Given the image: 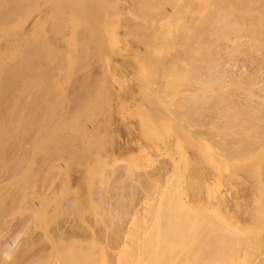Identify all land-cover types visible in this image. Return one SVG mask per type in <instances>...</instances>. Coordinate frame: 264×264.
<instances>
[{"label":"bare ground","instance_id":"1","mask_svg":"<svg viewBox=\"0 0 264 264\" xmlns=\"http://www.w3.org/2000/svg\"><path fill=\"white\" fill-rule=\"evenodd\" d=\"M6 1L7 0H0V111L5 106V105L3 106V102H4V98L7 97V94L6 93L4 94V90L7 91L6 89H8L10 86L8 84L10 83V81L13 80V79L10 80V77H9V79L7 78L9 75L6 77L7 78L6 79L5 74L7 72L4 73V71H6V70H4V68H5L4 64L7 65V60H8L7 59L6 62L4 60V52H5V39L4 38L6 36L5 35V33H6L5 25L7 26L6 21L8 20L5 18V8L11 9L12 5L13 6L17 5L16 4L17 1H15V3H14L15 5H14L13 4L14 0H12V5H10L9 8H7V7L9 6V4L11 2L8 3V6H5V4H7ZM149 1H150L149 3L155 4V0H154V3L151 0H149ZM162 1H166V0H162ZM182 1H186V0L180 1V5H179L180 8L181 7L184 8V6H182V5L185 2L183 3ZM19 4H20V2H19ZM185 4L184 5H185L186 9L184 8L185 10H183V12L184 13H185V11L189 12L188 13V14H190L189 18H186L187 21L189 20V22L185 21L186 19L183 17L185 22L182 21L181 25L179 23H177L180 26L172 25L175 27V32H174V30L171 31V29H170L171 33L174 32L173 33L174 35L171 34L172 36L167 35L168 33L165 31V29H167L169 27V25L166 26L163 24V26H166L165 28H163V26L160 27L161 25H159V27L161 29L162 28L163 29L161 30L159 28L160 30L158 32L156 31L157 33H152L154 35H152L151 33H150L151 34L150 35L148 33L151 38L149 37V39H148V35H147L146 38H147L148 42L146 43V47H144V49H143L144 51H142L144 54L145 53H148V54L153 53L152 55L155 54V56H156V54H157V53H155L156 50H155V48L153 49L154 45H157V48L160 49V47H159L160 44L159 43L155 44V41L157 39L159 40L158 42H161L160 41V39H161L162 40L161 43L165 42L167 48H169V46H170V47H173V50H174V53H173V51H170V52H172V54H170L168 52L164 53V51H162L164 48H161L162 56H158V58L163 57V56L165 58L163 57V60L159 61V63L162 64V66L161 65L159 66L161 68L158 67L160 69L159 70L160 71V74H159L160 77L157 74L155 76V77H159L158 78L160 81L159 87H158V83H157V86H155V85L154 86L157 87V89L160 88V91L158 90V92L164 91V93L156 94L157 89L154 90L155 89L154 88L153 89L154 93H153L152 98L150 96V98L147 100V103H146V104H148L147 109L150 112V114L147 115V113H145L147 115L145 117H147L146 119H148V116H149L150 120L148 119L149 122H146V126H148L146 129L147 131L145 133L146 136H145V134L143 135L147 138L149 144L156 146L160 150L161 153H164L166 155L165 158L162 159V157H161L160 159H162V160H158L159 162H157V163H159V164L156 165V167L152 171L149 170V172H147V170H146L145 172H143V174H140V175H138V173H139L138 172L136 174L137 175L136 176L134 174H135V171H137V170L134 171V169H133V171H134L133 175L135 178L134 177L131 178V176L128 174L127 168H129V165L127 163L117 164V165H119L117 167L119 168V170H121V171H119V173L123 172L122 170H126V172L124 174H125V176H127V174H128L127 178L128 179L130 178V179L129 180L126 179V180H128L127 181L128 185L126 183H124L125 179H124V182H120L118 184L116 183L115 185L113 183V185H114L113 194H114L115 201L113 200L114 204H113V206H111L112 208L109 209V212H111L110 213L111 214L110 215V217H111L110 218L111 219L110 224L112 225L111 226L112 229L110 231V234L108 236L106 235L107 237L105 238V240L103 239L104 242H103V240H102V242H99L98 238H99V240L102 238V237L100 238V236L102 235V232L104 230L103 226H106V225H104V223L106 222V219H104L105 222H102L103 225L100 224L101 221H103L102 220L103 218L101 219V217L98 214H94V216L92 217L94 226L91 224L92 227H90V228L88 227L89 225L87 226V225L83 224L82 221L80 223V220H79V222H76L77 221L76 220L75 223H72V221L75 220V219H72L73 217L70 218V219H72V221L70 220L71 222H69V225H67V228L64 230L62 229V226L59 225V222H54L53 228L51 230V234L47 235L50 242H52V244H49V245H51L50 254H48V257H47V255L45 256V254H43V255L38 254L33 259V261H30L26 264H254L253 263L254 260L252 258L254 257L253 255H255L254 253H257L254 251H258L255 249L256 248L259 249V246L264 244L263 234H261V233H259L260 235L256 234L255 237L253 236L254 238L252 237V239H250L251 234L249 235V233H251V232L247 233L245 231L247 228L249 229V227L246 226L244 229L242 228L243 225H241V224H243L244 221L241 224H234L232 226H229L227 224V222L225 224V220L227 218L226 216H225L226 218H224L220 214L218 215V214H215L216 212H212L211 206H210L211 203L203 204V202L201 200H199L201 196L187 194L186 189L188 188V186L186 185L187 186V188H186L184 186V183H182L181 178H182V171L183 170L181 171L179 169L178 164L180 162L181 163L182 162L183 163L190 162V163H196V164L211 163V164H215V166H216V164H218V166H220L219 165L220 163H224V164L226 163L227 164L228 162L229 163L230 162L231 163H240L241 162V163H244L245 166H249L251 164H258V163L264 161V0H189V2L187 1ZM156 5H157V3H156ZM188 5H190L189 8H187ZM149 7L150 8L156 7L157 8V6H155V5H153L152 7L150 5ZM161 8H162V6H161ZM17 9H20V7ZM154 9H152V10L150 9V10L154 11ZM187 9H189V10H187ZM13 10H16V9H13ZM150 10H148V11L151 12ZM16 11L19 12V10H16ZM181 11H182V9H181ZM7 12H9V11H7ZM13 13H12V11L10 12L11 16ZM168 13H169V11H168ZM17 14H19V13H17ZM17 14L15 16H17ZM9 15H7V16L9 17ZM155 16H156V14H155ZM172 16L169 17L170 18V19H168L169 22H166V24H169L173 20L172 18L174 16L173 17ZM12 17H11V20H12ZM186 17H187V15H186ZM14 18H16V17H14ZM152 18H153V16H152ZM183 18H180V19L183 20ZM75 19H77V18H75ZM180 19L178 20L175 18V20H173L172 22H174V21L175 22L176 21L181 22ZM16 20L17 19H15V21ZM17 21H19V19ZM152 21L150 19V22H152ZM147 22H148V19H147ZM150 22H148V23H150ZM7 23H8V21H7ZM16 23L17 22H15V24ZM135 26H137V25H135ZM154 26H155V24H154ZM18 27H19V24H18ZM135 28H137V27H135ZM10 29L8 31H10ZM12 30H13V28H12ZM149 30H150V28L147 30V32ZM8 31H7V33H8ZM153 31H155V29ZM160 31H161V34L159 33ZM17 32H18V30H17ZM13 34H14V32H13ZM13 34H11V35H13ZM15 34L17 35L16 32H15ZM7 35H9V34H7ZM163 40H164V42H163ZM149 44L151 47H149ZM150 48H152L153 50H151ZM166 50L167 49H165V51ZM136 51H138V50H136ZM254 52L256 55L258 54V52H260L261 53V55H259L260 57H256L254 55ZM163 53H164V55H163ZM237 53H240V54L242 53L243 55L239 54L240 56H237ZM133 54H134V52H133ZM136 55H139V53ZM150 56L151 55H148V57H150ZM140 57L143 59L142 55ZM238 57L239 58L242 57V60H239ZM152 58H154V57H152ZM158 58H156V59L158 60ZM135 59H136V61L140 62V59L139 60L137 58H135ZM147 59L149 61V58H147ZM160 59H162V58H160ZM25 60H27V59H25ZM144 60H145V58H144ZM145 61H147V60H145ZM244 61H248L249 63L251 62L250 63L251 65L250 64L247 65L248 62H247V64H245ZM142 62H144V61L142 60ZM18 63H17V65H18ZM14 64H16V63L14 62L13 64H11V66ZM21 64H23L22 61H21ZM21 64L18 66L16 65L17 68L18 67L21 68ZM27 64H28V62H27ZM137 64H138V66H140V64L142 65L141 62L137 63ZM143 64H145V63H143ZM148 65H150V64H148ZM145 66L147 67V65H145ZM145 66L143 68H145ZM25 67H27V66H25ZM150 67L154 68V64L151 63ZM150 67H148L149 69L147 68L148 72H145V70H144L145 74L144 73L143 74L145 75V79H148L149 74L151 76L150 72H152V70L155 71V69H153V68L151 69V71H149ZM7 68H10V66H7ZM132 68H133L134 78L135 77L138 78V68L133 67V66H132ZM24 69L25 68L23 66V70ZM33 69L35 70L36 68L34 67ZM15 70H18L17 74H19V72L20 73L23 72L19 68L13 69L12 72L14 74L16 73ZM116 70H117V68H116ZM159 71L156 70L151 77H154L155 73L156 72L158 73ZM42 72H45V71H42ZM47 72H50V71H47ZM13 73L11 74L12 76H13ZM146 73H149L148 77L146 76ZM39 74H41V73H39ZM48 75L49 76H46V74H45L44 77L46 76V78L48 77L51 80L53 75L52 74H48ZM50 75H52V76H50ZM23 76H24V74L22 75V78H23ZM28 76H30V75H28ZM32 76L34 77L37 75H33V73H32ZM15 77H17V75ZM44 77L42 75V79ZM46 78H45V80H46ZM84 78H86V76ZM5 79L7 80V83H8L6 85L7 87H5L6 89L4 88L5 83H6ZM42 79H41V82L43 81ZM156 79L157 78H155V80ZM8 80H10V81L8 82ZM21 80H19V81H21ZM80 80L83 81V79H80ZM35 81H33V86L34 85L37 86L36 83L34 84ZM47 81H48V83L50 82L49 80H47ZM86 81H87V79H86ZM146 81L147 80H145L144 83H148V81H149V84H150V82H151L149 79L147 82ZM41 82H38V83H41ZM51 82H52V80H51ZM72 82H73V84L75 83L74 80ZM20 83L22 84V82H20ZM77 83L79 85L80 81ZM83 83L84 84L81 83L82 85H79V88H80V86L83 87L85 85V82H83ZM41 84H42L41 86H39V84H38V86L42 90V88H44V87H42L44 84L43 83H41ZM45 84H47V83H45ZM137 84H138V82H137ZM23 85H24V83H23ZM139 85H140V83H139ZM140 86L143 87V85H140ZM145 86H146V84H145ZM16 87L18 89L19 86H16ZM20 87H21V85H20ZM39 87H38V90H39ZM149 87H151V86L149 85L147 88H149ZM152 87H153V85H152ZM12 88H13V86H11V89ZM34 88H35V86H34ZM85 88H87V86ZM143 88H145V87H143ZM48 89H50V88H47L46 92ZM80 89H82V88H80ZM83 89H84V87H83ZM138 89H139V87H138ZM21 90L26 91V89H23V88H21ZM35 90H32V91H35ZM86 90L87 89H85V91H83V92H86ZM176 90L179 91V92L177 91L179 94L177 93L178 96L175 98V100H172V99H174L172 97V95L174 92H176ZM9 91H11V90H9ZM147 91H146V93H147ZM33 93H35V92H33ZM43 93L45 94V92H43ZM48 93H50V92L48 91ZM48 93H47V95H48L47 100L49 99ZM21 94H23L22 91H21ZM28 94H29V92H28ZM74 94L75 93H73V95L72 94L71 95L74 96ZM151 94L152 93H150V95ZM158 95L159 96L161 95L160 97H162V100L159 99ZM44 96H43V98H44ZM141 96H142V98H144L146 95L142 94ZM174 96H175V93H174ZM18 97H20L19 94H18ZM26 97L28 99L29 95H27ZM26 97L24 96V99ZM36 97H38V96L36 95ZM53 97L52 98L50 97V99H51V101L55 102V104L53 106L56 107L57 101H55V98L53 100ZM78 97H79V95H78ZM11 98H14V97L11 96ZM40 98H41V96L39 97V99ZM68 98H69V96H68ZM68 98H66V99H68ZM142 98H141V100H142ZM8 99L10 100V98H8ZM19 99H23V97L18 98V102L16 101V104L18 103V105H20V102H21V101L19 102ZM29 99H30V97H29ZM61 99H63V98H61ZM66 99L65 100L63 99L64 103H66L65 102ZM79 99L80 98L75 100V98L73 97V100L76 103L80 102L81 99L80 100ZM56 100H58V99H56ZM69 100H70V98H69ZM73 100H71V101L73 102ZM68 101H67V103L69 104L70 102H68ZM111 101H112V99H111ZM138 101H139V98H137V96L133 97V102L138 104V105H136V107L140 106ZM50 102H48V103H50ZM72 102L70 105H73ZM7 103H11V102L8 101ZM59 103H61V100ZM59 103H57V104H59ZM40 105H42V104L40 103ZM40 105L38 104V106H40ZM8 106H10V105H8ZM21 106H24V105L22 104ZM32 107H30V109ZM47 107H48V105H47ZM54 107H53V109H55ZM38 108H41V107H38ZM57 108H60V106L59 107L57 106ZM4 109L5 108H3V110ZM6 109H7V107H6ZM16 110H17V107H16ZM16 110L14 111L15 115L18 114V112H16ZM19 110L20 109L18 108L17 111H19ZM138 110H140V109H138ZM24 111H26V108ZM38 111H39V109H38ZM56 111H57V109H56ZM10 113L8 115L7 114L6 115L9 117ZM24 113L25 112H22L21 115H23ZM131 113H132V111H131ZM33 114H34V112H33ZM37 114L38 113H36V115ZM45 114H47V116L49 117V115L53 114V112H51L49 114L48 113H45ZM3 115L4 114L2 113V116ZM21 115H20V117H21ZM31 116H32V114H31ZM42 116H43L42 119L43 118L45 119L47 117L45 115H42ZM63 116L64 115H62V117ZM83 116H85V115H83ZM4 117H6V116H4ZM26 117H28V116H26ZM39 117H37V118L39 119ZM134 117L135 116H133V118ZM15 118H16V116H15ZM51 118H52V116H51ZM64 118H67L66 115L64 116ZM4 119L2 117H0V176H1V171L4 168L6 169L7 167H9V164L7 163L9 161V159L7 161L6 159L8 157H6V155H5L6 145H5V143H3V141H5V139H6L5 136L7 137V135H8V134L7 135H5V134L12 131V130L10 131L9 127H5L7 125L4 124ZM42 119L40 120L41 123L42 122L43 123L48 122V121L44 122V121H42ZM148 120H146V121H148ZM5 121H6L5 123L8 122L7 119ZM131 121H133V120H131ZM10 122H12V121H9L7 123V124H9V126H11ZM24 122L26 123V121H24ZM53 122H55V121H53ZM92 122H94V120ZM15 123L17 125L16 121H15ZM15 123H13L12 125H14ZM41 123H39V125ZM51 125H52V123H51ZM18 126H19V124H18ZM48 126H46V128H48ZM40 127H41V125H40ZM134 127H135V125H134ZM6 128H9V130ZM38 128H39V126H38ZM144 131L142 132V134L144 133ZM20 132H21V130H20ZM135 132H137V130H135ZM66 133H67V131H66ZM2 134H4L5 136H3ZM95 135H97V134L95 133ZM15 137H16V135H15ZM136 139H137V137H136ZM36 140H38V139H36ZM136 143H137V141H136ZM132 144H133V142H132ZM140 144H141V141H140ZM16 147H17V145H16ZM18 147H19V144H18ZM189 147L192 148L191 151H189L187 149ZM12 148H13V146H12ZM18 149H20V147ZM144 149H145V147H144ZM144 149H143V151H144ZM9 150L11 151V149H9ZM15 150L17 152V149H15ZM20 151L22 152L23 150H20ZM20 151H19V153H20L19 155L21 156L22 154ZM12 152H14V151H12ZM145 155H146V153H145ZM154 155H155V153H154ZM14 156L12 158L14 160V162H13L14 165H18L21 163V161H23V159L19 158L18 156H16L17 158L14 159ZM27 156H29V155H27ZM149 157L150 156L148 154V159H149ZM9 158H11V156ZM133 158H134V156H132V159ZM144 160H145V158H144ZM149 160H151V159H149ZM30 162H32V161H28V163H27V167H29V168H31V166L34 165L33 163H30ZM33 162H35V161L33 160ZM148 162L150 163V161H148ZM59 163L60 162L47 164L46 166L52 167L51 170H54L55 173H57V170L54 168L56 166H57V168L59 166L61 167V164H59ZM31 164H33V165H31ZM64 164H62V165H64V167L67 168L66 171L69 168H71L70 166L69 167L66 166L67 163H64ZM36 165L42 167L44 164L38 163ZM227 166L228 165H226V167ZM263 166H264V164L262 163L261 164V171H260L261 173L264 172V171H262ZM226 167H224V168L228 169ZM11 168H9L7 170H3V171H5V172H7V174H9V172H11ZM44 168H42L41 171H43ZM246 168H247L248 174H250V173L254 174L257 177V179L261 178V180L259 179L261 182H259V180L257 181L256 192H259L258 194L263 195L264 194V173H263V175L261 174L262 175L261 176L258 172L253 173V172H251V169H249L248 167H246ZM15 170H17V169H15ZM114 170H113V172H114ZM133 171H132V173H133ZM35 173H36V171H35ZM65 173L66 172L64 171V173L61 175L57 174L56 180L59 183V185L62 184L61 187H63L64 182H67V184H69V186L71 187L72 184H70V183H73L74 181L71 182L72 179H70V178L68 179V175ZM220 173H221L220 170L216 169L215 172H213V175H216L217 178H219ZM227 173H228V171H227ZM229 173H231V171ZM109 174H110V172H109ZM122 174L123 173H121L119 175L120 177L118 176L119 179L118 178L116 179V180H118L117 182H119V180L122 179V177H123V176H121ZM206 174H205V176H206ZM209 174H210V172H209ZM221 174L223 175V173H221ZM48 175L49 174L46 173L47 178H48ZM10 176L11 175H9V177ZM183 176H184V174H183ZM14 177L15 176H13V177L11 176L10 178H14ZM24 177H25V175H24ZM36 177H38V176H36ZM54 177H55V175H54ZM78 177H79V175H78ZM94 177H96V176H94ZM200 177H201V175H200ZM26 178H27V176H26ZM41 178H42V176L40 177V179ZM103 178H105V177H103ZM112 178H113V176H112ZM159 178H161V179H159ZM210 178H212V177H210ZM11 180H13V181H11V183L14 182V184L11 185L12 187L10 188L11 189L10 194H13L12 192L16 191L15 188L17 186H15V182L16 181L18 182V178H14ZM20 180H23V176L20 178ZM20 180H19V182H20ZM42 180H44V179H42ZM60 180L62 181V183ZM110 180H112V182H113V179L110 178ZM151 180H153V181H151ZM160 180L162 181V184H161ZM68 181H70V183H68ZM154 181H156V183ZM157 181H159L160 184H158ZM245 181H246V179L244 180V182ZM149 182H151V183L154 182L155 185L152 183L153 185H151V187H150V185H149V187H147ZM220 182L222 183V181H220ZM262 182H263V184H262ZM48 184H49V186L47 184L44 185L43 190L42 189L36 190L33 186L32 189H34V190L32 191V193L35 196V197H33V199H36V196L42 193V195L39 196V198H40L39 202H42L45 199L43 195L46 194V193L45 194H43V193L46 192L45 190L47 188H49V189L53 188L56 185V181H54V179H53ZM113 185L112 186L110 185V186L113 187ZM104 186H106V185H104ZM225 187H226V185H225ZM241 188H242V186H241ZM139 189H141V191H142L141 194H143V202H142L143 204L142 203L141 204L144 205V211H142L143 208L141 209L137 206L139 209H141V211L143 213H141L140 215H136L133 212L134 214L133 215L131 214V216L128 218L130 220L127 221L126 220L127 218L126 219L124 218V216L126 217V214L128 212V208H129V204H127V202L129 200L134 201L137 198V196L139 195L138 194ZM23 190L25 191V188H23ZM38 190H39V193H38ZM56 190L57 189H55V191ZM73 190H75L76 194L74 196H65V198H63L64 200H63L62 204H60V205L58 203H56L57 205L52 206L48 209H47L48 206H45L43 208L44 210L40 209L42 207V205H40V204L35 205V207L33 208V210L35 212H33V214L37 213L38 211H42V210H43L42 211L43 216H45V215L50 216V215H53V213L58 214V212H61L60 214H62V213L64 214V213H68V211H71L72 210L71 208H73L72 212L74 211V209H75V212L76 211L81 212L83 209L82 206H84L82 204H86V203H88V201L86 200V196L84 194H82V193H84V191L82 192L79 188H74ZM77 191L82 192V193H77ZM103 191L104 190L96 184L89 189V195H90V198L92 199L91 200L92 205H93L95 211H97V212H98L99 206L100 207H101V205H102V207L104 206L103 204H104V201L106 198L103 195ZM35 192H37L38 194ZM59 194H60V191L58 194L55 193L53 196L48 195L47 198L45 199V201L47 199H49L50 197L53 198L54 196H56V199H57L59 197ZM106 195H108V194H106ZM41 196H43V197H41ZM224 196L226 197V195H224ZM140 197H141V195H140ZM262 198L263 197H261V199ZM107 199L109 200V197H107ZM83 201H85V203ZM260 201H262V200H260ZM101 202H103V204H101ZM110 202H111V200H110ZM134 202H132V203L134 204ZM224 202H226V201H224ZM237 202L240 203L239 201H237ZM138 204H139V202H138ZM218 204H219V202H218ZM216 205H217V203H216ZM230 205L232 206L231 203H230ZM36 206H38V207H36ZM247 206H249V205H247ZM85 207H86V205H85ZM131 207H132V205H131ZM216 207L218 209V206H216ZM243 207H244V205H243ZM103 208H102V212H104ZM260 208H263V206H261ZM56 209H58V210L56 211ZM68 209H70V210H68ZM135 209L137 210V208H135ZM110 210H112V211H110ZM221 210H223V209H221ZM226 210H228V209H226ZM138 211L140 213V210H138ZM230 211H232V208L230 209ZM100 212H99V214L102 213V212L101 213ZM224 213H225V211H224ZM232 213H233V215L235 214V212H232ZM248 213H249V211H248ZM221 214H222V212H221ZM108 215H109V213H108ZM246 215H247V213H246ZM249 217H251V216H249ZM67 218H68V215H67ZM123 218L125 219V221H127L126 223L123 222ZM228 218H230V217H228ZM245 218H246V216H245ZM25 219H26V217H25ZM231 219H232V217H231ZM233 219H234V216H233ZM259 219H261V218H259ZM23 220L19 219V223L24 222V224H23V227H24L25 222L27 220H25V221H23ZM86 220L89 221V219H86ZM261 222H262V220H261ZM235 223H236V221H235ZM27 224H26V226H27ZM99 224H100V226H99ZM251 224L253 225V223H251ZM255 225L257 228V224H255ZM19 226L21 227L22 225L20 224ZM259 226L260 225H258V227ZM107 227H108V225H107ZM253 228H254V232H255L256 228L255 227H253ZM263 228H264V226H263ZM258 229H260V232H261L262 227L261 228L259 227ZM262 233H264V230ZM27 234L29 235V233H27ZM105 234H103L102 236H104ZM14 236L15 235H12L8 239H5V241L2 240V243H0V258L3 259L5 264H6V262H9L10 264H18L20 262V260L23 258V256L27 253L28 249L32 245L36 246L37 243L43 241L44 238L45 239L47 238L44 236V237H42L43 240H41L42 238L40 236V238L38 240L37 239L38 237H35L36 235L35 236L33 235L35 238L31 235V236L27 237L25 240H23L22 242L16 243V239ZM247 236H249V237H247ZM48 239L46 242L49 243ZM262 242H263V244H262ZM41 243L39 245L44 244V243L43 244H41ZM48 243H45V244H47V246H48ZM102 243H104V244H102ZM45 244H44V246H45ZM105 244L106 245L109 244V247H110V245H113L112 247H116L118 245L119 248L118 247H117L118 249L116 248L117 249L116 252L113 251L114 254L116 255V257L115 256L110 257V254H113V252L108 251V253H109L108 254L106 248H109V247L105 248L103 246ZM41 248H43V247H41ZM43 250L45 252L47 251L45 247ZM49 250L50 249L48 247V251ZM262 250L263 249L260 248V250L258 252H262ZM101 254H102V257H100ZM257 256H259V254L256 255V258H257ZM225 261H226V263H225ZM254 262H257V264H264V262H261V261L259 262V260L254 261Z\"/></svg>","mask_w":264,"mask_h":264},{"label":"rangeland","instance_id":"2","mask_svg":"<svg viewBox=\"0 0 264 264\" xmlns=\"http://www.w3.org/2000/svg\"><path fill=\"white\" fill-rule=\"evenodd\" d=\"M15 1H17L16 2L17 5L14 4ZM151 1L154 3V0H151ZM180 1L181 0H166V1L155 0V4H152V3H149L150 2L149 0H71V1L70 0H14L13 4L15 6L12 5V0L6 1L7 4H5V6H8V3L11 2L7 8H9L10 5H12V6H11V9L5 8V18L8 19L7 20L8 23L6 21L7 26L5 25V29H6V33H7V31L11 28L10 29L11 32L8 31L7 34H9V35H7L6 33H5L6 36L4 35L5 36V38H4L5 39V52H4L5 62L8 59L7 65L4 64V66H5L4 70H6V71H4V73L7 72L5 74V78L9 75L7 78L9 79V77H10V80L13 79L15 82L13 80L12 81L8 80V82L10 81V83H11V84L10 83L8 84L7 80H6L7 78L5 79L6 83H5L4 88L7 87L6 86L7 84L10 86L8 89L5 88L7 91L4 90V94L5 93L7 94V97L4 96L6 99L4 98V102H3V106L5 105L3 108H5V109L3 110V108H2V110L0 111V117H2L3 119L5 118L4 124L7 125L5 127H9L10 131L12 130L11 132H9L10 134L9 133L5 134V135L8 134L7 137L4 134H2L6 138L5 141H3V143H5V145H6V148L4 147L6 149L5 155H6V157H8L6 160L8 161V159H9V161L7 162L9 164V167H7L6 169L4 168L3 170H7L11 167L12 168H11V172H9V174H7V172L2 170L1 176H0V243H2V240L5 241V239H8L12 235H15L14 237L16 239V243L22 242L23 240H25L27 237H29L31 235L32 236L36 235L35 237H38L37 239L39 240L40 236L42 238L44 236L47 237L48 234H51V230L53 228L54 222H59V225H61L62 229L64 230L67 228V225H69V222H71L72 219H75L72 221V223H75L76 220H77L76 222H79V220H80V223L82 221L83 224H85L87 226L89 225L88 227L90 228V227H92V225L94 226L93 219H92L94 214H98L101 217V219L103 218L102 219L103 221H101L100 224H102V222H105L104 219H106V222H107V223L105 222L106 224L104 223V225H106V226H103L104 230L102 229L103 230L102 235L105 233L106 234L104 236L101 235L100 238L101 237L102 238L100 240L98 238V241L102 242V240L103 239L105 240V238L110 234V231L112 229V227H111L112 225L110 224L111 223L110 222V220H111L110 219L111 218L110 213L111 212H109V209H111L112 208L111 206H113V204H114L113 200L115 201L114 194H113L114 185L116 183L118 184L120 182H124V179H125L124 183L127 184V181L130 179V178L129 179L127 178L128 174L131 176V178H133L134 175H136L138 172H139L138 175H140V174H143V172H145L146 170H147V172H149V170L150 171L154 170L156 165L159 164V163H157V162H159L158 160H162L166 156L164 153H161L160 150L156 146L148 143V140L145 137L146 136L145 133H146V131H147L146 129L148 127V126H146V122H149L150 118L148 116V119H149L148 120V119H146L147 117H145V116L150 114V112L147 109V106H148V104H146L147 100L150 98V96L152 98L154 90L157 89V87H155V86H157V83H158V87H159V83H160L158 78L160 77V75H159L160 69L159 68H161V67H159V66L160 65L162 66V64H160L159 61H162L163 57H164L163 56V57L158 58V56H162L161 48H164L162 50V51H164V53L168 52L170 54H172V52H170V51H173V53H174V50H173V47H170V46H169L170 49L167 48L164 40H163L164 43H161L162 40L160 39L161 42H158L159 40L157 39L156 40L157 42L155 41V44L159 43L160 49L157 48V45L153 44L154 45L153 49L155 48V50H156L155 53H157L156 56H155V54L152 55L153 53L152 54H150V53L144 54L142 51H144L143 49H144V47H146V43L148 42L147 38H146L147 35H148V39H149V37H150L149 34L150 33L151 34L157 33L161 29L160 27H162L163 24L166 26L169 25V27L167 29H165V31L168 33L167 35H171V34L174 35L173 34L175 32L174 26L175 25L180 26L182 21L183 22L187 21L186 18H189L190 14H188L189 12H186V11L184 13L183 10L186 9L185 3L187 1L189 2V0L182 1L183 3L185 2L184 3L185 5L184 4L182 5V6H184L185 9L183 7H181V8L179 7ZM19 2H20V4H19ZM148 3L151 5V7L153 5H155V6H157V8L156 7H154L155 9L150 8L149 7L150 5ZM156 3H157V5H156ZM161 6H162V8H161ZM189 6L190 5H188L187 8H189ZM19 7H20V9H17ZM12 8L19 10V12L16 10H13ZM149 8L151 10L154 9V11H151ZM181 9H182V11H181ZM148 10H150L151 12H149ZM187 10H189V9H187ZM7 11H9V12H7ZM11 11H12V13L14 12L12 14L13 17L10 14ZM168 11H169V13H168ZM17 13H19V14H17ZM16 14H17V16H15ZM155 14H156V16H155ZM7 15H9V17ZM169 15L174 16V17L172 16L173 18L171 17L173 20H175V18L179 20L180 18H183V17L186 20L184 21V18H183V20L180 19L181 22H178V21L172 22L173 20L172 21L170 20L172 23L170 22L171 24L170 23L166 24V22H169L168 21V19H170ZM186 15H187V17H186ZM152 16H153V18H152ZM11 17H12V20H11ZM14 17H16V18H14ZM75 18H77V19H75ZM15 19H17V20L19 19V21H17V20L15 21ZM147 19H148V22H150V19H151V21L153 20L152 21L153 23L152 22L148 23ZM15 22H17V23L19 22L18 23L19 27H18L17 23L15 24ZM187 22H189V20ZM177 23H179L180 25ZM154 24H155V26H154ZM135 25H137V26H135ZM159 25H161V26L159 27ZM172 25H174V26H172ZM151 26L152 27L154 26V27L152 28ZM166 26H163V28H165ZM135 27H137V28H135ZM12 28H13V30H12ZM149 28H150V30L152 29L151 30L152 32L150 30H149L150 32L149 31L147 32V30ZM154 29H155V31H153ZM170 29H171V31L174 30V32L171 33ZM17 30H18V32H17ZM13 32H14V34L16 32L17 35L15 34L16 35L15 36L13 34ZM10 33L13 34L14 36L11 35ZM159 33L161 34V31ZM152 35H154V34H152ZM149 47H151L150 44H149ZM150 49L153 50L152 48H150ZM165 49H167V50L165 51ZM136 50H138V51H136ZM133 52H134V54H133ZM135 53L136 54L139 53V55H136ZM164 53H163V55H164ZM147 54L151 55V56L148 57ZM239 54L240 53H237V56L243 55L242 53L240 55ZM141 55H142L143 59L140 57ZM254 55L256 57H260L259 55H261V53L258 52V54L256 55L254 52ZM152 57H154V58H152ZM242 57L241 58L238 57V59L242 60ZM135 58H137L138 60L140 59V62L142 63V65L140 64V66H138L137 63H140V62L136 61ZM144 58L147 61H145ZM147 58H149V61ZM156 58H158V60ZM160 58H162V59H160ZM25 59H27V60H25ZM142 60L144 62H142ZM21 61L23 64H21ZM14 62L16 64L11 66V64H13ZM27 62H28V64H27ZM247 62L248 61H244L245 64H247ZM17 63H18V65L21 64V68L20 67H18V68L24 72V73L19 72L20 75L17 74L18 70H15L16 71L15 74L12 72L13 69H18ZM143 63H145V64H143ZM151 63L154 64V68L150 67ZM250 63L248 62L247 65H249ZM148 64H150V65H148ZM22 65L24 66V68L26 70L25 69L23 70ZM145 65H147V67ZM7 66H10V68H7ZM25 66H27V67H25ZM132 66L138 68V78H136V77L134 78ZM144 66H145V68H143ZM34 67L36 68L35 70L33 69ZM148 67H150L149 71H151L152 68L155 69V71L156 70L159 71L158 73L157 72L155 73L154 77H151L155 72L154 70H152L153 73L150 72L151 76L149 73H146L147 77L149 74L148 79L151 81L150 84H149L148 79H145V75H144L145 74L144 70H145V72H148V69H149ZM116 68H117V70H116ZM39 69L40 70L42 69V70L40 71ZM42 71H45V72H42ZM47 71H50L51 73L47 72ZM38 72L41 73L43 75V77L45 74H46V76H49L48 74H52L53 76L50 75L53 78V79L51 78L52 82L48 77L46 78V76L42 79V75L39 74ZM12 73H13V76L11 75ZM32 73H33V75H37V76L33 77ZM23 74H24V76L22 78ZM156 74L159 75V77H155ZM16 75H17V77H15ZM28 75H30V76H28ZM85 76H86V78H84ZM17 78L19 80H21V79L22 80L19 81ZM40 78L43 81L46 78V80H45L46 82L45 81L41 82ZM155 78H157L156 79L157 81L155 80ZM80 79H83V81H81ZM86 79H87V81H86ZM47 80H49L50 82L48 83ZM71 80L72 81L74 80L75 83L73 84V82ZM145 80H147L148 83H144ZM33 81H35L34 84L35 83L37 84V86L34 85L35 88L33 86ZM79 81H80L79 85H82V84H84L83 82H85V85L83 86L84 89L82 86H80V88H82L83 90L79 88V85L77 83ZM20 82H22V84ZM38 82H41L44 84L42 86V87H44V88H42V90L39 87L42 84L38 83ZM137 82H138V84H137ZM14 83L15 84L17 83V84L15 85ZM23 83H24V85H23ZM45 83H47V84H45ZM139 83H140V85H143V87H145V88L141 87L139 85ZM38 84H39V86H38ZM145 84H146V86H145ZM20 85H21V87H20ZM149 85L151 87L147 88ZM152 85H153V87H152ZM11 86H13L12 89H11ZM16 86H19L18 89ZM86 86H87V88H85ZM137 86L139 87V89ZM38 87H39V90H38ZM46 87L50 88L47 90V92H46V89H47ZM21 88L26 89V91L21 90ZM31 89L32 90L36 89V90L32 91ZM85 89H87L86 92H83V91H85ZM9 90H11V91H9ZM158 90L160 91V88L157 89L156 94L164 93V91L158 92ZM21 91L24 95L21 94ZM48 91L50 93H48ZM146 91H147V93H146ZM177 91L178 90H176V92H174L175 96L173 93L172 97L174 99H172V100H175V98L178 96L177 93L179 91L178 92ZM28 92H29V94H28ZM33 92H35V93L37 92L38 94L37 93L35 94ZM43 92H45L46 95ZM72 92L75 93L74 96H72L73 95ZM47 93L49 94L48 100H47V97H48ZM150 93H152V94L150 95ZM18 94L20 97H18ZM142 94L143 95L145 94L146 96L144 98H142V96H141ZM27 95H29L30 99H29V97L27 99V97H26ZM36 95L38 97H36ZM67 95L69 96L70 100H69ZM78 95H79V97H78ZM11 96L14 98H11ZM24 96L26 97L25 99H24ZM40 96H41V98L39 99ZM43 96H44V98H43ZM135 96H137V98H139V101H138V103L140 105L139 107L138 106L136 107V105H138V104L133 102V97H135ZM160 96H159V99L162 100V97H160ZM22 97H23V99H19V102L21 101L20 105H18V103L16 104V101L18 102V98H22ZM50 97L51 98L53 97V100L55 98V101H57L56 105L58 107L60 106V108H57V106L56 107L53 106L55 104V102L51 101ZM73 97L75 98V100L80 98L81 99V100L79 99L80 102L76 103L73 100ZM8 98H10V100ZM61 98H63L64 100L66 98H68V99H66L65 102L67 103V101L69 100L68 102H70V103L69 104L67 103L68 104L67 105L66 103H64L63 99H61ZM141 98H142V100H141ZM56 99H58V100H56ZM111 99H112V101H111ZM60 100H61L62 104L59 103ZM71 100H73V102ZM8 101L11 103H7ZM48 102H50V103H48ZM71 102L73 105H70ZM6 103L10 106H8ZM40 103L43 106L40 105ZM57 103H59V104H57ZM22 104L24 106H21ZM38 104L40 106H38ZM47 105H48V107H47ZM52 106L55 109H53ZM6 107L11 113L6 109ZM16 107H17V110L19 108L21 111L20 110L17 111ZM24 107L26 108V111H24L25 110ZM30 107H32V108L30 109ZM38 107H41V108H38ZM38 109H39V111H38ZM56 109H57V111H56ZM138 109H140V110H138ZM15 110H16V112H18L17 115L14 114ZM131 111H132V113H131ZM22 112H25V113L23 115H21ZM33 112H34V114H33ZM51 112H53V114L49 115L50 118L52 116V118L50 119L47 116V114H45V113L49 114ZM2 113L4 114L3 116H2ZM9 113H10V115H9L10 118L7 116ZM36 113H38V114L36 115ZM145 113H147V115ZM19 114L21 115V117ZM31 114H32V116H31ZM82 114L85 116H83ZM14 115L16 116V118ZM42 115H45L48 118L46 117L45 118L46 120L44 118L42 119V117H43ZM62 115H64V116L66 115V117L68 119L64 118V116L62 117ZM4 116H6V117H4ZM26 116H28V117H26ZM133 116H135V117L133 118ZM37 117H39V119ZM6 119L8 120V122L12 121V122H10L11 126H9V124H7L8 122L5 123ZM41 119L44 122L48 121L47 122L48 124L43 123V122L41 123L40 122ZM93 120H94V122H92ZM131 120H133V121H131ZM146 120H148V121H146ZM15 121L17 122V125H16ZM24 121H26V123ZM53 121H55V122H53ZM38 122L41 123L40 124L41 127H40ZM13 123H15V124L12 125ZM51 123H52V125H51ZM18 124H19V126H18ZM134 125H135V127H134ZM38 126H39V128H38ZM46 126H48V128H46ZM9 128H6V129L9 130ZM20 130H21V132H20ZM135 130H137V132H135ZM142 130L144 131L143 134H142V132H143ZM66 131H67V133H66ZM95 133L97 135H95ZM144 134H145V136H143ZM15 135H16V137H15ZM136 137H137V139H136ZM36 139H38V140H36ZM136 141H137V143H136ZM140 141H141V144H140ZM132 142H133V144H132ZM18 144H19L20 149H18L19 148ZM16 145H17V147H16ZM12 146H13V148H12ZM144 147H145V149H144ZM9 149H11V151ZM15 149H17V152ZM143 149H144V151H143ZM187 149L189 151H191L192 148L189 147ZM20 150H23L22 151L23 153ZM12 151H14V152H12ZM19 151L21 152L22 157L19 155L20 154ZM145 153H146V155H145ZM154 153H155V155H154ZM148 154L150 156L149 159H151L152 161L148 159ZM27 155H29V156H27ZM10 156H11V158H9ZM13 156H14V159L17 158L16 156L23 159V161H21V163L18 164L19 166L13 164V162H14V160L12 159ZM132 156H134L133 159H132ZM161 157H162V159H160ZM144 158H145V160H144ZM33 160L36 163L33 162ZM28 161H32L30 163L34 164V165L31 164V165H33V166H31V168L27 167ZM148 161H150V163ZM56 162H60L59 164H61V167L59 166L60 168L59 167L57 168V166L54 168L57 170V173H55L54 170H51L52 167L46 166L47 164H52V163H56ZM63 162L67 163L66 166L67 167L70 166L71 168H69L66 171L67 168L64 167L65 164ZM38 163H43L45 166L44 165L42 167L37 166L36 164H38ZM121 163H127L129 165V168H127V171H128L127 176H125V174H124L126 172V170H122L123 172L119 173V171H121V170H119V168L117 167L119 165H117V164H121ZM182 163L180 162L178 164L179 165L178 167L181 171L183 170L181 180H182V183H184V186L186 188L188 186V188L186 189L187 194L201 196L202 198L200 197L199 200H201L203 202V204L211 203L210 206H211L212 212H216L215 214H218V215L220 214L224 218L227 217L225 220V224L227 222V224L229 226H232L234 224H241L244 221V223L241 225H243L242 226L243 229L246 226L249 227V229L247 228L245 231L247 233L251 232V233H249V235L251 234L250 239H252L253 236L255 237L256 234L258 235L259 233L263 234V236H264V233H262L264 230V228H263V226H264V204H263L264 203V194L260 195V194H258L259 192H256L257 181L259 179L261 180V178L257 179V177L254 174H251V173L248 174L247 168H246V167H248L249 169H251V172H253V173L258 172L260 175L261 174L263 175L264 172L261 173L260 171H261V164L262 163L264 164V161H262L258 164H251L249 166H245L244 163H241V162L240 163H231V162L229 163L228 162L227 164L226 163L225 164L220 163L219 164L220 166H218V164H216V166H215V164H211V163H206V164H204V163L203 164H196V163H190V162L183 163V164ZM62 164H64V165H62ZM226 165H228V166L226 167ZM224 167H226L228 169H225ZM263 167H262V171H264ZM42 168H44L43 171H41ZM15 169H17V170H15ZM133 169H134V171L137 170V171H135V174H134ZM216 169L220 170V172L223 173V175L220 173L221 176L219 175V178H217L216 175H213V172H215ZM113 170H114V172L115 171L116 172L114 173ZM35 171H36V173H35ZM64 171L66 172L65 174L68 175V179L69 178L72 179L71 182L74 181L73 183H70V181H68V183L72 184L71 187L73 189L79 188L82 192L84 191V193L78 192V191H77V193L84 194L86 196V200L88 201V203L82 204L83 202L85 203V201H83L81 203L82 205H84V206H82L83 209L81 212H77V211L75 212V209L72 212L73 208H71L72 210L68 211V213H64V214L63 213L60 214L61 212H58V214L53 213V215H50V216L45 215L47 217L46 218L45 216H43V213H42V211L44 210L43 208L45 206H48L47 207V209H48L52 206L57 205L56 203H58L60 205V204H62V202L64 200L63 198H65V196H74L76 194L75 190H73L69 186V184H67V182H64L63 187H61L62 184L59 185V183L57 182V180H56L57 174L61 175L64 173ZM132 171H133V173H132ZM227 171H228V173H227ZM230 171H231V173H229ZM109 172H110V174H109ZM209 172H210V174H209ZM46 173L49 174L48 178L46 177ZM121 173H123L121 175V176H123L122 177L123 180L120 178L121 180H119V182H117L118 180H116V179L117 178L119 179V177H120L119 175ZM53 174L55 175V177ZM183 174H184V176H183ZM205 174H206V176H205ZM9 175H11L12 177L15 176L14 178H18V182L17 181L15 182V186H17L15 188L16 191L12 192L13 194H10L11 193L10 188L12 187L11 185L14 184V182L11 183V181H13L11 179H14V178H10L11 176L9 177ZM24 175H25V177H24ZM78 175H79V177H78ZM200 175H201V177H200ZM20 176L21 177L23 176V180H20V178H21ZM26 176H27V178H26ZM36 176H38V177H36ZM41 176H42V178L40 179ZM94 176H96V177H94ZM112 176H113V178H112ZM103 177H105V178H103ZM210 177H212V178H210ZM110 178L113 179V182H112V180H110ZM42 179H44V180H42ZM53 179H54V181H56V185L51 189L47 188L45 190L46 192L43 193V194H45V193L46 194L43 196L46 199L48 195L53 196L55 193L58 194L60 191L59 197L57 199H56V196H54L55 198L50 197L51 199L50 198L47 199L46 200L47 202L43 198L44 200L42 199L43 201L39 202V200H40L39 196L42 195V193H41V194L36 196L37 200L33 199V197H35L32 193V191L34 190V189H32L33 186L36 190L37 189L43 190L44 185L47 184L49 186L48 183ZM126 179H128V180H126ZM159 179H161V178H159ZM245 179H246V181L244 182ZM19 180H20V182H19ZM260 180H259V182H261ZM151 181H153V180H151ZM220 181H222V183ZM154 182L156 183V181H154ZM154 182H152V183L155 185ZM157 182H158V184H160V182L162 184L161 180H160V182L159 181H157ZM61 183H62V181H61ZM113 183H114V185H113ZM152 183L149 182L147 187H149V185L151 187V185H153ZM95 184L104 190L103 195L105 196L106 199L104 201V204H103V202H101V204H103L105 207L103 206L104 207L103 208L102 205L100 204L101 207L103 208L104 212H102V208L100 206L98 208V212L95 211V209L92 205V201H91L92 199L90 198V195H89V189L92 186H94ZM103 184L106 186H104ZM262 184H263V182H262ZM110 185L111 186L113 185V187H111ZM225 185H226V187H225ZM241 186H242V188H241ZM22 187L25 188V191L23 190ZM104 188L105 189L107 188L106 189L107 191ZM55 189H57V190L55 191ZM39 190H38V193H39ZM139 191H138L139 195L134 200L135 202L131 201V200H129L127 202V204H129V208H128V212L126 214V217L124 216L125 219L127 218L126 219L127 221L130 220L128 218L131 216V214L133 215L135 213L136 215H140L141 213H143L142 211H144V205H142L143 204L142 203L143 202V194H141L142 193L141 189H139ZM35 193H37V192H35ZM106 194H108V195H106ZM140 195H141V197H140ZM224 195H226V197ZM43 196H41V197H43ZM107 197H109V200L107 199ZM261 197H263V198L261 199ZM110 200H111V202H110ZM260 200H262V201H260ZM224 201H226V202H224ZM237 201H239L240 203H238ZM132 202H134V204ZM138 202H139V204H138ZM218 202H219V204H218ZM216 203H217V205H216ZM230 203L232 204V206L230 205ZM37 204L42 205V207L41 208L39 207V208L43 209V210L38 211L37 213L33 214V212H35L33 210V208ZM85 205H86V207H85ZM131 205H132V207H131ZM215 205L218 206V209ZM243 205H244V207H243ZM247 205H249V206H247ZM137 206L141 209L143 208L142 211ZM261 206H263V208H260ZM36 207H38V206H36ZM135 208H137V210ZM231 208H232V211H230ZM221 209H223V210H221ZM226 209H228V210H226ZM57 210L58 209H56V211ZM68 210H70V209H68ZM138 210H140V213ZM110 211H112V210H110ZM224 211H225V213H224ZM248 211H249V213H248ZM99 212L101 214H99ZM221 212H222V214H221ZM232 212H235V214L233 215ZM108 213H109V215H108ZM246 213L248 216L246 215ZM67 215H68V218H67ZM232 215L234 216V219H233ZM245 216H246V218H245ZM249 216H251V217H249ZM25 217H26V219H25ZM228 217H230V218H228ZM231 217H232V219H231ZM70 218H72V219H70ZM124 218H123V222L126 223L127 221H125ZM259 218H261V219H259ZM19 219H21V220L24 219L23 221L27 220L25 222L24 227H23L24 222L22 221L23 223H19ZM86 219H89V221ZM261 220H262V222H261ZM235 221H236V223H235ZM245 221L246 222L248 221V222L246 223ZM251 223H253V225ZM20 224L22 225L21 227L19 226ZM26 224H27V226H26ZM100 224H99V226H100ZM255 224H257V228H256ZM107 225H108V227H107ZM258 225H260L259 226L260 228L262 227L261 232H260V229H258L259 228ZM253 227L256 228L255 232H254ZM27 233H29V235ZM247 237H249V236H247ZM47 239H48V237L46 239L44 238V240H45L44 241L42 238L41 239V240H43V241H41L42 243L39 242L36 244V246L32 245L28 249L27 253L23 256V258L20 260V262L18 264H26L30 261H33V259L38 254H42V255L45 254V256L47 255V257H48V254H50V251H51V245H49V244H52V242H50L49 239H48L49 243L46 242ZM104 240H103V242H104ZM40 243L41 244L48 243V246H47V244H45V246H44V244L39 245ZM102 244H104V243H102ZM262 244H263V242H262ZM105 245H103L105 248L109 247V244H107L108 246L107 245L105 246ZM263 245H260L259 249H257V248L255 249V250L259 251L261 248L263 250H262V252L254 251V252H257V253H254L255 255H253L254 256L253 258L251 257L254 261L259 260V262L260 261L264 262V260H263L264 259V246ZM112 246L113 245H110L111 248L110 247L106 248L107 253H108V251L116 252V250L119 248L118 245L116 247H112ZM41 247H43V248H41ZM44 247L47 250L46 252L43 250ZM48 247L50 249L49 251H48ZM114 252H113V254H114ZM113 254H110V257H113V256L116 257V255L115 254L113 255ZM258 254H259V256H257V258H256V255H258ZM100 257H102V254L100 255ZM254 261H253V263L257 264V262H254ZM3 263L5 264L3 259L0 258V264H3ZM225 263H226V261H225ZM6 264H10V263L6 262Z\"/></svg>","mask_w":264,"mask_h":264}]
</instances>
